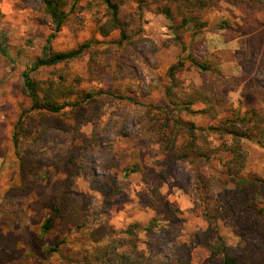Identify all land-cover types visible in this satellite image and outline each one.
Returning <instances> with one entry per match:
<instances>
[{"label":"rangeland","instance_id":"1","mask_svg":"<svg viewBox=\"0 0 264 264\" xmlns=\"http://www.w3.org/2000/svg\"><path fill=\"white\" fill-rule=\"evenodd\" d=\"M62 1L68 19L58 30L43 0H0V264H84L98 242L117 238L130 248L131 227L139 250L170 258L164 224L192 245L191 264H213L209 249L196 241L208 221L197 205L203 196L195 180L199 170L215 175L222 165L215 158L197 167L169 155L151 122L160 121L158 106H183L185 92L202 85L194 60L230 80L222 89L230 107L255 109L264 118V0H214L201 13L203 27L184 25L183 14L168 0H114L126 39L121 29L102 31L111 17L103 0ZM224 22L230 27H222ZM52 34L55 51L91 46L73 61L42 67L35 77L79 75L82 87L106 92L77 109L30 115L22 73L45 54ZM155 114L158 121L151 118ZM180 116L206 126L225 115L214 120L182 110ZM243 148L244 173L264 176V135L243 139ZM48 217L52 226L44 231ZM154 217L160 224L147 229ZM218 228L229 245L238 244L240 235L230 225L219 220Z\"/></svg>","mask_w":264,"mask_h":264},{"label":"trees","instance_id":"2","mask_svg":"<svg viewBox=\"0 0 264 264\" xmlns=\"http://www.w3.org/2000/svg\"><path fill=\"white\" fill-rule=\"evenodd\" d=\"M107 5L111 17L102 25V31L107 35L114 29H121L127 38L126 30L120 19V9L114 0H103ZM160 3L162 0H140ZM230 3L249 2L251 0H227ZM45 11L60 30L68 19V12L62 0H43ZM175 3L178 11L183 14V24L193 23L203 27L201 13L211 7L214 0H168ZM169 19H173V12L169 7L164 9ZM1 14V8H0ZM222 27L229 28L224 22ZM52 34L45 46V54L23 70V92L31 100V110H26L33 115L34 112L48 114L60 113L67 107L80 108L96 95L105 93L103 90L86 89L81 86L82 77L71 74H60L59 77L50 76L46 79L35 77V73L42 67H55L60 63H68L82 56L90 43H83L76 48L64 51H55L51 48ZM2 37V35H1ZM1 51L8 55V51L1 42ZM201 67L204 82L185 92L186 99L183 106L177 105L174 109L165 110L158 106V115L152 116L158 122L151 125L158 133L157 141L162 145L166 153L178 160H187L197 167L203 163L210 164L215 158L219 159L222 170L216 168L217 174L208 175L199 170L196 173L195 185L200 196L197 205L202 208V213L208 221V227L196 235V241L204 244L210 251L209 261L213 264H264V176L258 173L245 174L247 156L243 148V139L252 138L254 134L264 135V118L255 109L244 113L240 109L235 110L228 105L224 98L223 88L229 85L230 80L219 71L210 68L201 62L194 60ZM179 65L170 67V75L174 77ZM213 80H209L210 77ZM108 90L109 95L122 97L120 94ZM201 101L203 108L195 110L191 105ZM182 110L191 113H203L219 119L218 123L206 126L197 125L193 121L183 120L180 116ZM227 115V116H226ZM146 114L143 120L146 121ZM157 123V124H156ZM185 139L181 144L180 138ZM219 142L213 144L212 139ZM174 159V158H173ZM219 190L212 194H205L206 190L214 187ZM224 221L230 225L233 231L240 235L236 246L229 245L221 235L218 222ZM159 219L154 217L147 229L159 225ZM52 226V218L48 217L43 225L44 231ZM162 230L171 242L170 258H159L154 255H146L137 245V229L131 227L127 230L130 234V248H123L122 240L113 238L106 242H98L90 255V259L84 264H191L192 245L182 242L178 232L172 225L161 226ZM62 242L52 246L51 250H57ZM47 264V263H41ZM78 264V263H76Z\"/></svg>","mask_w":264,"mask_h":264}]
</instances>
